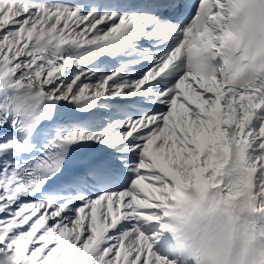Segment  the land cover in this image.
Wrapping results in <instances>:
<instances>
[{
  "label": "snow or ice",
  "instance_id": "snow-or-ice-1",
  "mask_svg": "<svg viewBox=\"0 0 264 264\" xmlns=\"http://www.w3.org/2000/svg\"><path fill=\"white\" fill-rule=\"evenodd\" d=\"M234 0H0V264H214L264 241V84L218 51Z\"/></svg>",
  "mask_w": 264,
  "mask_h": 264
},
{
  "label": "clouds",
  "instance_id": "clouds-1",
  "mask_svg": "<svg viewBox=\"0 0 264 264\" xmlns=\"http://www.w3.org/2000/svg\"><path fill=\"white\" fill-rule=\"evenodd\" d=\"M229 37L218 51L192 49L190 56L194 70L224 67L237 85L264 84V0H234L226 20ZM226 225L211 219L189 229L185 242L193 250L196 264H214L216 241ZM255 251L247 258V264H264V241L258 238ZM247 242L238 241L231 258L226 254L224 264H242V249Z\"/></svg>",
  "mask_w": 264,
  "mask_h": 264
}]
</instances>
